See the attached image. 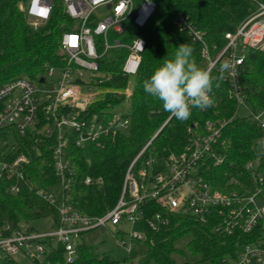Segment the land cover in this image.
<instances>
[{"label":"trees","instance_id":"1","mask_svg":"<svg viewBox=\"0 0 264 264\" xmlns=\"http://www.w3.org/2000/svg\"><path fill=\"white\" fill-rule=\"evenodd\" d=\"M156 11L148 25L139 30L127 26L128 38H143L147 46L141 66L134 78V89L130 98L131 114H126L129 127L124 131L110 132L96 143L84 148L77 147L75 135L68 148L72 161L73 182L63 190L71 205L82 214L101 217L118 203L126 173L140 152L151 143L134 166L135 175L140 169L149 173L163 171L162 163L171 155L184 151L189 139L205 136L217 130L219 137L213 146L220 160H209V169L201 175L213 189L246 193L259 184L257 175L264 171V153L260 143L264 140V128L252 115L240 114L239 103L230 94L228 80L219 79V68L225 56L210 71L213 87L210 95L214 104L200 110L193 108L186 121L177 120L166 112L160 101L146 94L142 82L150 78L165 58L172 59L179 45L188 43L193 49L197 64L207 69L208 61L202 54V46L194 43L186 33L175 25L180 16H186L194 26L204 33L212 60L228 44L227 33H236L264 5V0H154ZM28 0H0V87L11 80L27 77L40 82L48 67H63L65 60L60 54L62 34L68 30L69 20L62 9L57 8L46 23L34 25L25 12ZM124 40V38H123ZM130 39L126 41H129ZM126 51H115L103 61L102 71L111 77L104 86L109 89L126 88L129 79L121 73V64ZM239 83L245 104L252 112L264 110V49H248L240 67ZM125 100L123 97H107L95 100L89 110L103 116L106 109ZM212 125V128L208 127ZM57 143L56 135L46 136L39 129L29 131L22 137L11 126L0 127V160L10 163L25 154L29 164L25 167L26 183L19 193L12 192L14 181L0 180V229L10 226L13 230L26 227L28 233L37 232L33 224L51 219L58 225L57 210L38 192L48 194L60 191V181L55 174L52 149ZM41 151L37 155L35 148ZM153 161L151 167L147 162ZM249 164H257L249 169ZM90 177L93 184L86 185ZM236 179L238 185H229ZM264 196V193H263ZM144 218L136 229L143 232L145 240L134 241L133 257L142 255L145 264H233L245 245L255 243L260 234L236 232L220 235L215 231L217 214L214 211L208 221L202 223L194 217L172 213L155 201H146L142 206ZM159 214L167 224L153 231L148 222ZM10 236V231L5 232ZM119 239V237H117ZM127 242V241H126ZM128 243V242H127ZM19 256V255H17ZM16 256H0V264H19ZM120 261L107 256H97L84 240L79 247V257L72 264H118ZM35 264H41L35 262ZM43 264H68L63 248H52Z\"/></svg>","mask_w":264,"mask_h":264},{"label":"built area","instance_id":"2","mask_svg":"<svg viewBox=\"0 0 264 264\" xmlns=\"http://www.w3.org/2000/svg\"><path fill=\"white\" fill-rule=\"evenodd\" d=\"M57 8L62 9L70 22L68 30L61 37L60 54L65 64L63 67H48L43 82L42 79L36 83L22 77L1 86L0 127L11 126L22 137L36 129L44 131L46 136L56 135L57 143L52 149V156L60 191L48 194L38 192V195L57 210L59 222L49 233H28L23 225L20 230H13L11 226L4 231L0 229V256L22 255L43 264L52 248L61 246L66 262L72 264L79 257V247L87 234L106 229L110 224H130L132 232L129 234V243L124 239L125 233L121 228L112 235L116 236L127 253V258L118 264H134V241L145 240L143 232L136 229L144 218L142 206L146 201L153 200L172 213L191 216L202 223H206L214 211L218 217L215 231L220 235L259 233V241L245 245L233 264H264L262 187L246 193L214 190L201 175L202 169H209L207 162L210 159L220 162L213 149L220 135L210 124L208 127L213 130L212 133L205 136L192 135L182 153L171 154L162 163L163 171L149 173L142 168L135 175L134 166L151 144L148 143L130 165L118 203L104 216L91 217L71 205L63 192L73 182V165L67 150L74 135H68L67 130L79 134L75 135L73 141L77 147L84 148L108 136L110 132L124 131L129 127V119L125 118L124 113L110 112L103 116L93 114L87 118L92 103L98 100L102 92L84 96L81 88L85 86L90 90L93 87H105V82L110 81L111 77L102 71L103 61L115 51L127 52L121 64L122 75L128 79L137 76L147 43L143 38H128L127 26L144 29L156 11V3L154 0H62V5L57 6L56 0H28L25 12L32 23L37 25L48 22ZM100 9L108 11L102 20L95 16ZM175 25L194 43L202 46V54L208 61L207 70L211 71L224 56L223 63L231 62L232 69L224 73V78L230 83L231 96L240 106L245 104L239 83L240 67L248 49H264V5H260L259 10L241 24L236 33L226 34L228 44L214 60L210 57L204 33L188 17L180 16ZM126 38L130 40L126 41ZM85 71L94 73L89 81L84 79ZM132 93L133 90L127 89L125 93L114 96L129 101ZM249 114L264 128V110L250 111ZM260 146L264 153V140ZM35 151L41 156L38 147ZM28 164L29 158L25 154L10 163L0 160V180L14 181L13 193H19L21 184L26 183L24 169ZM152 165L153 161L147 162L148 167ZM247 167L254 169L253 164ZM257 180L264 185V171L259 172ZM93 183L90 177L85 179L86 185ZM228 184L238 185L239 182L232 179ZM167 223L159 214L148 222L153 231ZM7 231H10V236H5Z\"/></svg>","mask_w":264,"mask_h":264},{"label":"clouds","instance_id":"3","mask_svg":"<svg viewBox=\"0 0 264 264\" xmlns=\"http://www.w3.org/2000/svg\"><path fill=\"white\" fill-rule=\"evenodd\" d=\"M193 52L188 43L179 45L173 58H165L150 78L142 82L144 92L160 101L163 109L180 121L188 120L193 108L205 110L214 104L210 95L213 77L197 64ZM231 69V62L221 64L219 79Z\"/></svg>","mask_w":264,"mask_h":264},{"label":"rangeland","instance_id":"4","mask_svg":"<svg viewBox=\"0 0 264 264\" xmlns=\"http://www.w3.org/2000/svg\"><path fill=\"white\" fill-rule=\"evenodd\" d=\"M57 6L62 5V0H56ZM108 13L105 9H100L96 12V19L102 20L105 18V15ZM94 73L85 71L84 79L89 81ZM100 78L102 76L98 75ZM127 89L132 91L134 89V79H129V83L126 88L122 89H107L106 87H101V89H97L93 87L92 89H88L85 86H82L81 93L82 95H95L96 92H102L101 96L98 99H106L107 97H115L114 94L125 93ZM109 92V93H107ZM107 112L113 113H124L131 114V104L130 101L122 100L120 103H116L111 105L106 109ZM239 112L243 116H247L250 112V108L247 104H242L240 106ZM257 167V164L254 165V168ZM34 228L39 233H49L54 229V222L51 219L40 220L33 224ZM122 229L125 233L124 239L129 243L130 238L129 234L132 232V226L130 224H123L121 226H114L112 224L108 225V228L98 229L93 231L84 238L86 243L92 248V251L97 256H107L116 261H123L127 258V253L123 249V247L116 240V236L113 237L112 233ZM57 243H54L56 245ZM15 260L19 264H35V262L25 256L19 255L15 257ZM134 264H145V258L142 255H137Z\"/></svg>","mask_w":264,"mask_h":264},{"label":"water","instance_id":"5","mask_svg":"<svg viewBox=\"0 0 264 264\" xmlns=\"http://www.w3.org/2000/svg\"><path fill=\"white\" fill-rule=\"evenodd\" d=\"M41 82H43V79L41 80Z\"/></svg>","mask_w":264,"mask_h":264}]
</instances>
